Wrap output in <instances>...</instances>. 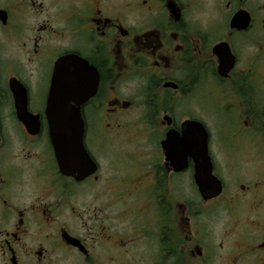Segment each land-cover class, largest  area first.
Returning a JSON list of instances; mask_svg holds the SVG:
<instances>
[{"label":"flooded vegetation","instance_id":"1","mask_svg":"<svg viewBox=\"0 0 264 264\" xmlns=\"http://www.w3.org/2000/svg\"><path fill=\"white\" fill-rule=\"evenodd\" d=\"M0 264H264V0H0Z\"/></svg>","mask_w":264,"mask_h":264},{"label":"water","instance_id":"2","mask_svg":"<svg viewBox=\"0 0 264 264\" xmlns=\"http://www.w3.org/2000/svg\"><path fill=\"white\" fill-rule=\"evenodd\" d=\"M250 20L251 19H250L249 13L247 11H245V10H241V11L237 12L235 14V16L233 17L232 25L233 26L237 25V23H246V24H248L250 22ZM60 111H64V109H61ZM67 115L68 114L65 113V116H67ZM204 176H206V174H204ZM198 180L200 181V187H201V189H203L204 193L206 191L210 190V188L205 185L206 182L205 181L203 182L202 178H200ZM216 181H217L216 186H212L211 187V189H214L213 195H219L221 193V191H222V185H221L220 180L216 178Z\"/></svg>","mask_w":264,"mask_h":264},{"label":"rangeland","instance_id":"3","mask_svg":"<svg viewBox=\"0 0 264 264\" xmlns=\"http://www.w3.org/2000/svg\"><path fill=\"white\" fill-rule=\"evenodd\" d=\"M218 124V127H219V141L221 143H223L224 146H227V143H226V135L224 134V130H225V127L226 125L223 124V122L220 120V122L217 123ZM224 128V130H223ZM249 147V145H248ZM252 148V146H251ZM244 165L246 166V168H256L258 165H259V162H256L254 159H251V160H246L244 162ZM245 180H248V179H245Z\"/></svg>","mask_w":264,"mask_h":264}]
</instances>
